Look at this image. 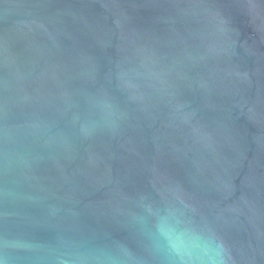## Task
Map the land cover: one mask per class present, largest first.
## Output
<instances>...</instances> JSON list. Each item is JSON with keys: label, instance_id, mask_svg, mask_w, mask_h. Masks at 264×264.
<instances>
[{"label": "water", "instance_id": "obj_1", "mask_svg": "<svg viewBox=\"0 0 264 264\" xmlns=\"http://www.w3.org/2000/svg\"><path fill=\"white\" fill-rule=\"evenodd\" d=\"M0 264H264V0H0Z\"/></svg>", "mask_w": 264, "mask_h": 264}]
</instances>
